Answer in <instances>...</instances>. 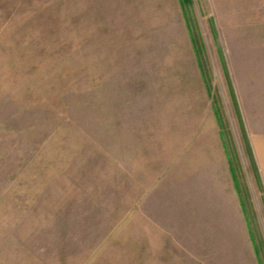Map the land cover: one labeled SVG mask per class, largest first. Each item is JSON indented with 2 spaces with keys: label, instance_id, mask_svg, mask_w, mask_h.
Returning a JSON list of instances; mask_svg holds the SVG:
<instances>
[{
  "label": "rangeland",
  "instance_id": "rangeland-1",
  "mask_svg": "<svg viewBox=\"0 0 264 264\" xmlns=\"http://www.w3.org/2000/svg\"><path fill=\"white\" fill-rule=\"evenodd\" d=\"M250 40L264 0H0V264H264Z\"/></svg>",
  "mask_w": 264,
  "mask_h": 264
},
{
  "label": "crops",
  "instance_id": "crops-1",
  "mask_svg": "<svg viewBox=\"0 0 264 264\" xmlns=\"http://www.w3.org/2000/svg\"><path fill=\"white\" fill-rule=\"evenodd\" d=\"M235 46L236 49L241 46L242 54L238 56L241 63L233 76L234 89L231 90L242 112L247 141L260 173V192L264 193V40L242 41Z\"/></svg>",
  "mask_w": 264,
  "mask_h": 264
},
{
  "label": "trees",
  "instance_id": "trees-1",
  "mask_svg": "<svg viewBox=\"0 0 264 264\" xmlns=\"http://www.w3.org/2000/svg\"><path fill=\"white\" fill-rule=\"evenodd\" d=\"M192 2H193V0H180V4L182 5V6H186L187 7V5L189 4L190 6L192 5ZM246 144H247V147H248V150H249V153H250V159L253 161V163H254V159H253V155L251 156V154H252V151H251V148H250V146H249V143H248V141L246 142ZM233 173H234V170H233ZM235 174V173H234ZM243 204V203H242Z\"/></svg>",
  "mask_w": 264,
  "mask_h": 264
}]
</instances>
